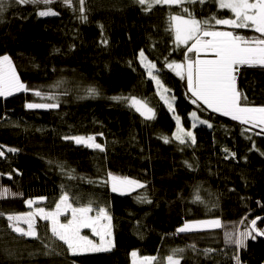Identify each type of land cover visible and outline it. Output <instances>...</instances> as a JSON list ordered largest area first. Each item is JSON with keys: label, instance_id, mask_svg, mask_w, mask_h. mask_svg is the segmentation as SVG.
Instances as JSON below:
<instances>
[{"label": "trees", "instance_id": "trees-1", "mask_svg": "<svg viewBox=\"0 0 264 264\" xmlns=\"http://www.w3.org/2000/svg\"><path fill=\"white\" fill-rule=\"evenodd\" d=\"M48 7L58 14L40 16L45 5L16 0L0 12V56L11 58L29 89L0 97V264H143L144 257L167 264L174 253L180 264H236L237 256L240 264H264V238L252 233L238 246L225 237L264 216V133L202 102L193 104L186 79L166 66L185 61L187 53V45H175L173 16L211 25L212 17L231 18V12L218 0L160 3L150 10L138 0H84L83 11L79 0L71 6L55 0ZM229 30L260 37L249 28ZM141 51L159 69L154 74L169 89L166 96L175 98L174 112L148 76ZM187 55L195 59L194 52ZM236 86L241 106H264V66H240ZM89 88L97 94L88 95ZM34 90L57 94L59 107L27 108L52 102ZM132 96L147 102L154 118L112 99ZM194 109L207 123L194 127L195 143L181 144L172 138L174 115L190 129ZM90 135L103 151L65 139ZM109 174L143 187L116 194ZM65 192L73 205L91 204L93 214L107 211L110 250L73 254L42 219L36 223L39 239L9 227L7 215L30 210L27 200L43 197L37 204L50 210ZM208 218H220L221 227L177 231L187 221ZM257 228L264 231V222Z\"/></svg>", "mask_w": 264, "mask_h": 264}, {"label": "snow or ice", "instance_id": "snow-or-ice-1", "mask_svg": "<svg viewBox=\"0 0 264 264\" xmlns=\"http://www.w3.org/2000/svg\"><path fill=\"white\" fill-rule=\"evenodd\" d=\"M55 0H16V3L24 4H43L46 10L39 12L40 16L57 15L49 5L53 4ZM185 0H138L141 5H147L146 10H150L156 4H183ZM203 3L204 0H199ZM66 6L72 5V0H63ZM81 11H83L84 0H79ZM8 5V0H0V12H3ZM219 7L221 9H229L234 18L216 19L212 17L217 25H229L235 29H254L260 34L257 38H245L234 34L232 31H209L207 27L209 22H200L196 19H184L182 17H172L176 21L175 24V41L178 45H188L191 41V46L187 48V53H195V59L188 57L185 54V62L183 63H166L169 69L175 71L177 76L186 79L187 88L193 97L192 103L197 104L202 102L208 109L217 113H222L225 116H231L233 120L240 121L243 124L251 125L260 128L264 133V106H241V93L236 87V74L242 65H261L264 66V0H219ZM188 13L187 9H184ZM190 16L191 14L188 13ZM86 20V16L81 17ZM106 43V41H105ZM202 54L206 58H201ZM141 63L147 70L148 76L155 81L158 89L163 91L160 93L161 99L168 105L170 111L174 112V97L169 100L165 94L169 89L163 86L159 75L154 74L158 72L156 64L151 61H146L143 51L140 53ZM210 57V58H207ZM27 86L21 82L16 73L15 67L12 64L11 58L8 55L0 56V96L6 97L12 95L14 92L28 91ZM88 95H96L95 88L87 90ZM34 95L42 99L49 100V103H28L26 107L33 108H58V95L52 92L44 93L39 90H34ZM114 100H124L129 106L133 107L135 111L139 112L146 119H152L155 116L154 110L148 106L147 102L132 97H113ZM246 99V97H244ZM193 124L196 127V121L200 123H207V121L200 120L197 112L193 111L191 114ZM178 131L175 139L181 144L186 142V138L195 143V136L191 131H184L180 128V117H175ZM211 126V125H209ZM251 130V129H249ZM65 139H72L77 144H84L88 147L97 148L103 151L100 144L95 143V137H68ZM165 142H168V137H164ZM8 151L14 152L16 149L9 148ZM4 151H0V157L4 156ZM234 155V154H233ZM112 181L113 192H131L135 188L143 187L139 181L129 179L127 177H117L109 174ZM3 194L8 193V189L2 190ZM44 199L43 197L40 198ZM200 201L199 195L195 197ZM26 203L31 206L35 203L33 200H27ZM70 211L71 218L66 223L60 221L62 214ZM93 211L91 204L82 207H73L67 192L63 193L59 202L56 203L55 210L45 211L44 208H36L34 212L23 214H9L7 220L9 227L13 231L23 236L33 237L39 239L37 233L36 218L50 221V231L53 237L64 242L67 249L73 254L85 252H99L108 250L105 247V237L111 236V217L104 208H99L95 217L89 215ZM4 215L0 213V216ZM102 221H108L107 224ZM257 221L264 222V218L256 217L250 221V226L244 231L238 233H225L226 242L238 246H244L246 239L253 233L258 232L264 235V231L257 228ZM21 222L27 225V228L21 227ZM243 223V220L241 221ZM219 220L198 221L193 223H185L180 227L178 232H188L194 229L209 227H220ZM90 228L92 232L100 237L101 244L97 245L93 240L87 236L81 235V229ZM109 245L111 241L107 242ZM133 257L137 255L132 253ZM167 264H180V258L175 253L169 255ZM156 257H144L143 264H153ZM236 264H240L239 257H236Z\"/></svg>", "mask_w": 264, "mask_h": 264}, {"label": "rangeland", "instance_id": "rangeland-1", "mask_svg": "<svg viewBox=\"0 0 264 264\" xmlns=\"http://www.w3.org/2000/svg\"><path fill=\"white\" fill-rule=\"evenodd\" d=\"M218 3H219V0H218ZM227 10H229V9H227ZM230 11V10H229ZM231 12V11H230ZM231 14L233 15V17H231V18H234V14L231 12ZM173 17H182V18H184V19H192V18H186V17H183V16H173ZM194 19V18H193ZM224 19H228V18H224ZM196 20H198V21H200L199 19H196ZM175 24H176V21H174V20H172V26H173V30L175 29ZM209 26H214V27H207V30H209V31H231V30H229L230 28H232V26H229V25H217V24H215V22L213 23V22H211V25H209ZM216 26V27H215ZM249 29H251V28H249ZM254 30V29H253ZM174 34H175V30H174ZM175 45L176 46H185V45H178L177 43H176V41H175ZM191 46V41L189 42V44L187 45V48L188 47H190ZM196 55V54H195ZM3 56V55H2ZM144 57H146L145 55H144ZM201 58H206V57H204L203 56V54H202V57ZM207 58H210V57H207ZM142 58H141V56H140V60H141ZM147 61H149L148 59H146V61L145 62H147ZM183 62H185V61H183ZM183 62H181V63H183ZM13 64V63H12ZM14 66V65H13ZM15 70H16V68H15ZM16 73H17V70H16ZM17 75H18V73H17ZM22 82V81H21ZM164 86V85H163ZM163 90L162 89H159V94L162 92ZM19 92H22V91H19ZM19 92H14L13 94H16V93H19ZM12 94V95H13ZM166 95V94H165ZM0 97H3V96H0ZM7 97V96H6ZM161 97V96H160ZM167 98L169 99V100H171V98L170 97H168L167 96ZM164 101V100H163ZM167 105V104H166ZM167 107H168V105H167ZM205 107L207 108V106L205 105ZM33 109H48V108H33ZM211 110V109H210ZM193 111H196L195 109L193 110ZM193 111H191V113L193 112ZM213 111V110H212ZM197 112V111H196ZM139 113V112H138ZM190 113V114H191ZM140 114V113H139ZM189 114V118H190V120H191V123L193 124V120H192V117H191V115ZM197 115H198V117H199V119L200 120H203V118L202 117H200L199 116V114H198V112H197ZM177 115H174V118L176 117ZM231 117V116H230ZM175 121H176V119H175ZM199 124H202V123H200L199 121H196V126L197 125H199ZM179 127L180 128H182V129H184V131H191L192 133H193V135H194V132H193V127L192 128H190V129H186L183 125H182V120H181V118H180V125H179ZM177 131H178V125H177V122H176V127H175V130H174V132H173V134H172V138L173 139H175V135L174 134H176L177 133ZM90 136H93V137H95V143H97V144H99L98 142H97V136H94V135H90ZM81 137H88V136H81ZM72 140V139H71ZM176 140V139H175ZM186 140H190V139H187L186 138ZM74 143H76L74 140H72ZM77 144V143H76ZM80 145H84V144H80ZM84 146H86V145H84ZM88 147V146H87ZM89 148H92V147H89ZM227 154H228V156H231L232 154L230 153V152H227ZM128 178V177H127ZM129 179H131V178H129ZM132 180H136V179H132ZM136 181H139V180H136ZM108 182H109V187H110V189H111V191H112V181H111V179H110V177H108ZM139 183L140 184H142V182L141 181H139ZM143 185V184H142ZM139 188H141V187H138V188H135L134 190H132L131 192H133V191H136L137 189H139ZM113 192V191H112ZM131 192H114V193H116V194H119V195H125V194H129V193H131ZM31 200H33V201H35V203L33 204V205H31L30 206V210H28V211H26V212H21V213H14V214H23V213H28V212H34L35 210H36V208H44V207H42V206H40L39 204H37L38 202H41V201H43V199L41 200L40 198H33V199H31ZM73 207H80V206H76V205H73ZM45 209V208H44ZM53 210H55V207L53 208V209H50V210H48V209H45V211H53ZM89 215H91V216H93V217H95L96 216V214H93L92 212L89 214ZM71 218V213H70V211L68 212V213H65V214H62L61 216H60V221L62 222V223H66L67 222V220L68 219H70ZM38 219H41V218H39V217H37L36 218V223H37V220ZM43 220V219H42ZM210 220H219L220 221V225H221V219L220 218H208V219H200V220H191V221H187V222H185V223H193V222H198V221H210ZM49 222V225H50V221H48ZM102 223H105V224H107L108 223V221H102ZM184 223V224H185ZM183 224V225H184ZM182 225V226H183ZM21 227H24L25 229L27 228V225H25V224H23L22 222H21V225H20ZM181 226V227H182ZM50 227H51V225H50ZM221 227V226H220ZM220 227H217V228H220ZM217 228H209V227H203V228H198V229H194V230H192V231H188V232H193V231H206V230H213V229H217ZM81 235L82 236H87L89 239H91V240H93V242L95 243V244H97V245H100L101 244V241H100V237L99 236H96L93 232H92V230L90 229V228H84V229H81ZM108 241H111V244L109 245L107 242ZM105 247H107V249L108 250H110L113 246H114V237H113V233H112V229H111V236H106L105 237V245H104ZM108 250H106V251H108ZM100 252V251H99ZM85 253H88V252H85Z\"/></svg>", "mask_w": 264, "mask_h": 264}, {"label": "water", "instance_id": "water-1", "mask_svg": "<svg viewBox=\"0 0 264 264\" xmlns=\"http://www.w3.org/2000/svg\"><path fill=\"white\" fill-rule=\"evenodd\" d=\"M261 218H264V216H261ZM260 222V221H257V223ZM254 235L258 238H264L262 235H260L258 232H253Z\"/></svg>", "mask_w": 264, "mask_h": 264}, {"label": "crops", "instance_id": "crops-1", "mask_svg": "<svg viewBox=\"0 0 264 264\" xmlns=\"http://www.w3.org/2000/svg\"><path fill=\"white\" fill-rule=\"evenodd\" d=\"M237 87V86H236Z\"/></svg>", "mask_w": 264, "mask_h": 264}]
</instances>
